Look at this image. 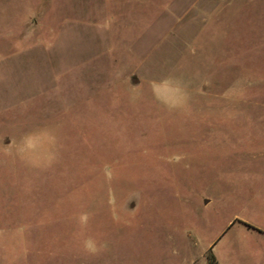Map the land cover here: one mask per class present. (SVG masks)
I'll return each instance as SVG.
<instances>
[{"label": "rangeland", "instance_id": "rangeland-1", "mask_svg": "<svg viewBox=\"0 0 264 264\" xmlns=\"http://www.w3.org/2000/svg\"><path fill=\"white\" fill-rule=\"evenodd\" d=\"M210 255L264 264V0H0V264Z\"/></svg>", "mask_w": 264, "mask_h": 264}, {"label": "trees", "instance_id": "trees-1", "mask_svg": "<svg viewBox=\"0 0 264 264\" xmlns=\"http://www.w3.org/2000/svg\"><path fill=\"white\" fill-rule=\"evenodd\" d=\"M209 261H210V264H218L216 257L213 255L209 256Z\"/></svg>", "mask_w": 264, "mask_h": 264}, {"label": "crops", "instance_id": "crops-1", "mask_svg": "<svg viewBox=\"0 0 264 264\" xmlns=\"http://www.w3.org/2000/svg\"><path fill=\"white\" fill-rule=\"evenodd\" d=\"M111 27H109V25L108 26H106V29H110ZM135 74H137V73H135ZM138 75V74H137ZM133 76V75H132ZM139 76V75H138Z\"/></svg>", "mask_w": 264, "mask_h": 264}]
</instances>
